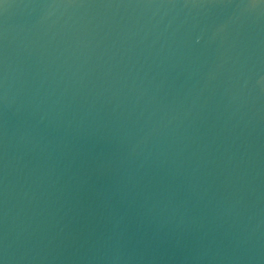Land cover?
<instances>
[{"label": "water", "instance_id": "obj_1", "mask_svg": "<svg viewBox=\"0 0 264 264\" xmlns=\"http://www.w3.org/2000/svg\"><path fill=\"white\" fill-rule=\"evenodd\" d=\"M0 264H264V0L0 3Z\"/></svg>", "mask_w": 264, "mask_h": 264}, {"label": "snow or ice", "instance_id": "obj_2", "mask_svg": "<svg viewBox=\"0 0 264 264\" xmlns=\"http://www.w3.org/2000/svg\"><path fill=\"white\" fill-rule=\"evenodd\" d=\"M4 2V0H0V3H3Z\"/></svg>", "mask_w": 264, "mask_h": 264}]
</instances>
